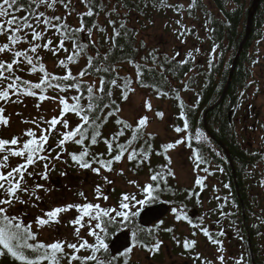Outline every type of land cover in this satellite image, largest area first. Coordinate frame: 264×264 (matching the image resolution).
<instances>
[{
  "label": "snow or ice",
  "instance_id": "1",
  "mask_svg": "<svg viewBox=\"0 0 264 264\" xmlns=\"http://www.w3.org/2000/svg\"><path fill=\"white\" fill-rule=\"evenodd\" d=\"M78 2L84 5L86 11L77 13L79 27H74L67 23V16L48 14V11L54 12L57 5H61L67 15H71L76 10L72 0H0V36H4L6 41L0 44V54L10 53L12 56L10 62L0 59V101L4 104H19L25 97H32L36 99L34 107L37 110L41 109V104L44 101H56L59 109V114L53 115L50 119L40 116L23 120L22 123L31 124L34 127L25 129L21 135H14L10 139L0 138V258L8 256L14 264L16 262L18 264H62L63 261H67V264H74V262H79V264H115L116 257L106 255L109 245L105 243L109 229L113 226L131 230L132 247L125 246V251L122 253L125 257L135 247L143 248L154 255L163 243L158 237L160 224L163 221H160V224L155 225L154 228L148 229L137 226L135 221L137 217H141L142 212V219L145 221L151 219L157 211L151 205L162 202L161 195L165 191H171L168 177H174V172L167 165L161 166L158 171L150 169L152 174L149 181L143 186L137 181H129L130 184L135 185L138 191L123 193L116 206L102 207L100 203L88 201L85 193L78 191L76 195L84 201L83 203H68L53 207L51 210L42 209V215H37L32 222H27L24 219L27 213L16 214L11 211L17 204L37 206V202L42 200L38 193L41 190L47 193L50 189L45 184L36 182V178L47 181L49 173L55 170V162L60 161L68 164V160H63L65 154L70 158L69 166L91 170L97 175L101 173L102 169L106 172H113V164L121 162L126 153L127 161L130 163L136 161L137 167L148 160L153 151L150 141L154 139L150 133L147 134L148 139H144V129L148 125L149 118L147 115L139 117L135 126L119 118L118 113L121 108L116 99H113V88L121 90L123 100H128L129 93L135 91L132 87L133 83L143 89H153L157 93V98L167 97L169 91L163 89L162 85L168 83L166 74L173 71L169 66L174 61L177 66L189 62L188 59L178 61L179 53L172 57L165 55L161 58L155 49L149 51L146 56H141L140 61L142 62L136 61L131 56L113 60L112 49L118 48L123 52V45L118 41L132 38L129 35L132 30L127 27V14H125V19L119 21L118 27L117 21L110 18L113 14L119 16L118 7L126 8L128 7L127 3L125 0H117V4H113L112 8L105 12L107 6L104 0H78ZM197 3L198 0H190L189 9L196 7ZM159 5L164 8L172 7L178 14L184 10V5H168L165 0H159ZM145 6H147L146 0ZM41 7L45 10H39ZM153 7H157L155 2ZM21 12L24 15H19ZM101 12H105V16L108 17V25L112 27L111 35H108L107 29L98 23ZM85 17H96V19L89 24L85 21ZM176 24L181 25V21L177 20ZM94 30L105 34V43L111 44L108 51L100 52L99 46L92 40ZM49 31H54V34L59 37V43L54 47L51 37L41 43ZM190 31L181 25V30L176 34L180 38ZM136 34L132 33L133 36ZM82 35L87 39V43L83 42ZM66 42L71 43L72 51L65 59L58 61V66L65 70V74L50 73L45 64L41 62L42 57L38 50L51 51L53 55H56L59 50L68 53ZM22 43L27 44L28 47L20 49L19 45ZM141 47H146V45L142 42ZM217 47L214 46L212 51L215 52ZM92 48L95 49L94 54L90 53ZM81 57L86 58V66L74 75L69 64L77 63ZM188 57L193 58L192 52L188 53ZM125 62L135 68L134 80L131 75H120L117 65ZM211 63L210 60V66ZM23 71H27L29 74L39 73V82L34 83L28 79H22L21 75L17 73ZM86 77L91 79H86ZM149 80L152 82L150 83ZM184 90H188V85L184 86ZM49 91L58 93V95H49ZM70 91H74L75 94L64 95ZM172 92L174 98L179 102L178 118L183 121L182 127L174 125L173 130L177 134H186L189 129V120L185 104L179 90L172 89ZM13 96L16 99H12ZM144 106L148 111L152 110L150 100H146ZM190 108H195V104ZM5 112V106L0 105V126L9 127L10 117L6 116ZM68 113L74 114L77 118L74 126H70V122L66 118ZM16 115L21 114L16 113ZM156 116L162 119L164 113L157 111ZM109 117H116L115 124L120 128L116 133L111 134L110 138H104L101 129L108 122ZM42 125H47V127H42ZM57 125H60L59 129ZM127 130H131L130 138L125 142H120V138L125 136ZM53 132L56 133L58 139L54 145H49V138ZM196 138L198 140L207 139L199 131L196 133ZM101 140L107 146V158L104 153L91 151V146L97 145ZM139 140H143V144L137 147ZM186 140H188L187 146L191 148L190 137L185 136L174 142L162 144L163 153L157 151L155 154L164 155L170 165L172 161L166 153L185 143ZM68 143L78 145L81 150L79 152L68 151L66 148ZM53 153L55 154L53 155ZM193 155L195 168L208 173L209 168H201V165L210 162L205 160L196 149H193ZM10 158H20L21 162L10 166ZM40 162H43V171H29V168H34ZM94 165L97 166L94 167ZM219 170L223 171V169ZM117 174L122 175L123 170ZM61 175L64 173L62 172ZM102 179L106 184L113 183L107 176H103ZM29 180L33 181L31 185L28 183ZM195 184L201 189L203 188V181L200 177L196 178ZM224 187L228 188L229 185L226 184ZM94 193L97 200L102 198L107 201L109 199L99 185L94 188ZM138 194L142 198L138 199ZM172 195H175V192H172ZM191 195L192 193H189V196ZM25 196L27 199L24 198ZM224 200L227 202L228 198L224 197ZM222 208L223 206H221L220 215L227 218L230 214L223 212ZM73 209L77 215L68 223L75 226L73 236L76 242H70L67 239H56L53 242L38 240V233L33 230V225L37 229H42L45 226L52 227L60 224L61 215L67 214ZM171 211L175 214L177 221L185 220L194 228L199 227V232L207 237L209 243L217 245L219 253L217 260L220 264H226L223 255L225 251L223 242L217 238L224 235L222 229L214 236L208 227L192 224L183 208L172 207ZM200 225H203V217H201ZM85 228H87L86 235L93 237L94 243H90L88 239L81 236V229ZM163 231L173 233L174 229L169 227ZM192 235L195 236L197 233L193 232ZM172 239L178 245L181 244L175 235L172 236ZM196 243L194 239H185L183 248L185 251H191L195 248ZM66 249L71 251H66ZM82 250L90 254L79 255ZM193 259L199 260L200 264H212V261L204 259L198 252L194 254ZM231 259L234 260V264H247L243 254ZM124 264H128L127 259Z\"/></svg>",
  "mask_w": 264,
  "mask_h": 264
},
{
  "label": "trees",
  "instance_id": "2",
  "mask_svg": "<svg viewBox=\"0 0 264 264\" xmlns=\"http://www.w3.org/2000/svg\"><path fill=\"white\" fill-rule=\"evenodd\" d=\"M75 0H72L74 4ZM190 1V0H189ZM208 2H211L213 5V9L209 8L208 4L206 3V0H198L197 6L194 8L189 9V4H186L182 1L173 2L171 0H165V2L168 5H184V10L182 13L178 14L176 11L173 10L172 7L164 8L159 5V0H146L147 6H145V0H125L128 7H118L119 16L116 14H113L110 18L112 20L117 21V27L119 26V21L121 19H125V14H127V27L132 30L130 32L131 39H120L118 41L119 44L123 45V52H121L118 48L112 49L113 60H118L124 57H134L136 61H140L141 56H146L149 51H152L154 48L147 45V43L140 39L139 33H140V27L138 25L143 24L145 21L152 22L154 17H165L169 13H173L176 15H182L185 14L186 17L192 18L198 21H201L203 24V18L204 20H207L206 22L209 24V32H208V42H209V53L208 59L211 60V66L208 63L207 68L202 70L201 75L198 77H195V79H188V81L184 82V79L195 69V60L194 58H188L189 62L187 64H184L182 66H177L176 62L174 61L169 67L173 69L171 73H167L168 76V83L162 85V88L169 91V95L167 97L161 96L159 99L161 100H169L170 103L173 106V111L175 113V126H183V121L178 118L179 113V102L174 98V93L172 92V89L179 90V94L181 96V99L184 101L185 109H186V115L189 120V129L187 130V133H181L184 134V137H190V142L192 145V149H196L199 151V153L204 157L205 160L211 162H215L221 159L219 156V153L214 149L213 143L217 142L218 140L225 143L228 147L232 149L233 157L236 158L239 161V170L242 167H247L248 164H255L256 158H249L248 156L244 155L242 150L240 149L239 145L235 143L236 141V134L233 126L228 121V111L231 108V106L235 105V96L239 95L240 91L245 90L246 82L250 77L251 69L247 67V62L249 60V48L254 40H258L264 37L263 33V27H264V16H262L261 10H258L255 17H254V23L252 26L251 34L249 35V38L247 42L245 43V47L239 57V61L237 64V67L234 71L232 80L230 81L228 90L225 93L224 100L221 99V95H223L224 90L229 82L230 73L232 70V66L235 60V57L239 51L240 45L242 41L244 40V37L246 35L247 31V18L249 15V10H246V1L247 0H207ZM157 4V7H153V3ZM104 3L106 4L105 12L109 11L112 8L113 4H117V0H104ZM63 8L61 5H57L56 10L52 13H48L49 15H59L61 17H64L59 12V8ZM82 9L75 8L76 10L72 12V14H75L76 21H73L74 18H67V23L74 27H79V17L77 13H81L86 11V8L83 4H81ZM261 8H264V0H262ZM39 10L44 11L45 9L41 7ZM65 10V9H64ZM66 11V10H65ZM105 12H101L98 17V23L102 26H104L107 29L108 35H111L112 27L108 25V17L105 16ZM216 12L220 13L221 16H216ZM71 14V15H72ZM19 15H24L23 12H21ZM96 19V17L88 18L85 17V21L87 23H91L92 20ZM190 34H194V31L196 30L194 27L189 28ZM137 33L136 35H132V33ZM51 37L53 39V47L59 43V37L54 34V31H49L47 36L45 37V40L42 41L46 42L47 38ZM29 40L31 37H28ZM83 42L87 43V39L82 35ZM92 40L96 42V44L99 46V50L101 53H104L108 51L111 48L110 43H105V34L101 33L99 31L93 32ZM6 42L4 36H0V44ZM143 42L146 47H141V43ZM27 44H20V49H26ZM65 46L69 49L68 53H65L63 50H59L56 55H53L51 51H45L43 49H39L38 53L42 57V61L47 71L50 73L56 74V75H63L65 74V70L58 66V61L60 59H65L68 54L72 51V45L70 42H66ZM214 46H218L216 48L217 53L212 55L214 53L212 51ZM139 50V51H137ZM156 50V49H155ZM90 53L94 54L95 49H90ZM157 55L163 58V56L167 55L170 56L166 52H162L157 50ZM0 59H3L5 61L10 62L12 59V56L10 53H4L0 54ZM177 60H181L177 58ZM50 61H53L54 67L49 68L48 63ZM86 58L81 57L77 63L75 64H69V68L73 72V74H78L79 71H81L86 66ZM151 62L149 61V64ZM118 70L120 72L121 76H129L135 79V68L128 63H122L117 65ZM123 68H125V73L123 72ZM131 69L133 72H131ZM185 73H187V76H185ZM21 75L22 79H28L32 82H39V73L36 74H29L27 71L19 72L17 73ZM201 77V78H200ZM146 79H148L146 77ZM157 80H159V77H157ZM151 83L152 81L149 80ZM174 82L177 85H174ZM201 84L199 90L194 92V95H191L190 100L187 101L182 94L184 92L193 91V84L194 83ZM119 83V82H118ZM188 85V90H184V86ZM135 86L140 87L139 85L133 83L132 87ZM141 88V87H140ZM150 94L157 97V93L153 91L151 88H147ZM75 94L74 91H70L69 93H66L64 95L70 96ZM132 93H129V96ZM49 95H58V93H54L49 91ZM122 93L119 88H113V99H116L117 103L119 104L120 108H122V104L126 101L121 98ZM26 98H31L36 100L32 97H25L23 99V102ZM12 99H16L15 96L12 97ZM22 102V103H23ZM47 102V101H44ZM42 102V103H44ZM22 103L19 104H13L15 106H19ZM86 103V101H85ZM12 103L4 104V102L0 101V105H4L5 108ZM195 104V108H190L191 105ZM107 111V110H105ZM207 112V125L208 130H210V133L214 136L213 138L209 137V134L205 132V112ZM7 111L5 112L6 115ZM59 114V109H58ZM57 114V115H58ZM119 118H122L128 123L133 124V126L136 125V123H133L132 121L126 119L122 114L121 111L118 113ZM70 118L74 123L77 122V118L74 114L68 113L66 118ZM116 117H109L108 122L103 126L101 129L102 131V137L104 138H110L111 134L116 133L120 126L115 124ZM74 126V125H72ZM57 128H60V125H57ZM197 131L203 133L204 137H207L206 140L201 138L198 140L196 138ZM152 134L154 139H152L150 142L153 146V151L149 156V159L144 161L143 164H141L139 167H137V162H128L127 161V153L125 154V157L122 159H126L128 163V171L136 176H147L148 178L152 174L150 169L154 170H160V167L163 165H167L172 171L173 168L171 164H168V161L165 159L164 155H156L155 153L157 151H160L163 153V149L161 148L162 144H166L167 142H164L161 140V138L158 135H155L151 132H148L147 129H144V139H148L147 134ZM131 136V130H127L124 137L120 138V142H125L127 139H129ZM3 138L10 139L11 136H7L6 134L3 136ZM58 139V136L55 132H53L52 136H50V142H56ZM217 140V141H216ZM87 143V142H86ZM188 140L185 141V145L187 146ZM143 144V140L137 141V147L139 145ZM188 147V146H187ZM66 148L68 151H74L79 152L81 149L78 145L68 143L66 144ZM91 151L93 153H104L105 158H107V146L102 142V140L94 146H91ZM115 154V153H113ZM167 156L170 157L169 151L166 153ZM194 156V155H193ZM65 160H68L69 163L65 164V167L69 168L73 172L76 171L77 167L69 166L71 164L70 158L65 154L64 155ZM121 161V162H122ZM114 163L113 169L115 170L118 165L121 163ZM43 162L38 163V165H41ZM209 164H205L204 166H209ZM97 165H94L96 167ZM37 170V168H35ZM103 170V169H102ZM227 170L230 171V167L227 166ZM59 171H62V168H60ZM91 171V170H87ZM174 177L169 176L168 177V185L171 189V191H165L161 197L160 200H167L173 204H176L178 202H182L187 204V198L188 196L186 193L178 190L176 187L178 186L176 182L174 181ZM172 192H175V195H172ZM190 197V196H189ZM191 198V197H190ZM34 230V229H33ZM35 231V230H34ZM38 233V239H39V232ZM0 264H14L12 259L8 256H5L4 258H0ZM18 264V262H16ZM62 264H67V261H63Z\"/></svg>",
  "mask_w": 264,
  "mask_h": 264
},
{
  "label": "rangeland",
  "instance_id": "3",
  "mask_svg": "<svg viewBox=\"0 0 264 264\" xmlns=\"http://www.w3.org/2000/svg\"><path fill=\"white\" fill-rule=\"evenodd\" d=\"M171 1H182L186 4H189L190 2L189 0ZM206 3L208 4L209 8L213 9V5L211 4V2H208L206 0ZM74 5L75 8L82 9L81 4L78 2V0L74 1ZM255 5L256 4L254 0H247L245 8L250 12L254 9ZM58 8L60 9V14H62L63 16H67V18L69 19L74 18L73 21L77 22L74 16L75 14L67 15L64 9L60 7ZM258 10H261V12L263 11V8L260 9L259 4H257V11ZM48 13L52 12L48 11ZM216 16L221 15L220 13L216 12ZM262 16H264V11ZM177 20H180L181 25H183L187 29H189L190 27H194L196 29L194 31V34L185 33L183 37L178 38L176 33L181 30V25L176 24ZM206 21L207 20H204L203 18L202 24L201 21L188 18L185 14L176 15L173 13H169L167 16L162 18L156 16L154 17L152 22L145 21L143 24L138 25V27H140L139 37L140 39L144 40L148 46L156 50L166 52L170 56L179 53V56H177V58L181 60L188 59V53L192 52V57L195 60V69L184 79V83L188 81L190 77V79H195V77L199 78L202 70L207 68V65L210 61L208 59V56L210 55V45L208 42V32L210 27ZM197 49H199V51H197ZM216 53L217 50L212 53V55ZM248 55L250 56V59L247 62V67L251 69V74L246 82L245 90H242L239 93V95L243 93L241 99L239 97V108L241 109L239 114L240 116H242L243 112H247L248 109L252 110L254 107L257 108V112L259 111L260 114L259 116L257 114H254L244 122H242V120L236 119L235 127L236 131H238L240 140L245 147H247L249 142H252L255 147V151H264V127H262V125H264V37L252 42ZM48 65L49 68H53V61H50ZM122 70L125 73L126 69L123 68ZM131 72H133L132 69ZM86 79L91 78L86 77ZM174 85L177 84L174 82ZM200 86V82H195L193 84L194 90L184 92L182 96L187 99V101L190 100L191 95H194V92L199 90ZM134 89L135 91L132 92V94L129 96V99L122 104L121 114L126 119L132 121L133 123H136L139 117L147 115L149 118L148 125L146 127L147 131L158 135L161 140L167 143L174 142L176 139L184 137V134H177L173 130V126L175 125V113L173 111V106L169 100H161L150 94L147 89H143L137 86H135ZM146 100H150L152 107L151 111H148L144 106ZM35 102L36 100L34 99L26 98L24 102L19 106H15L13 104H9L7 106L6 116L10 117V126H0V138H3L5 134L11 137L14 135H21L25 129L34 127V125L22 123L23 120L39 118L40 116H44L45 119H50L53 115L58 114L56 101H47L42 103L40 110H37L34 107ZM53 109H56V111H53ZM157 111H162L164 113L162 119L157 118ZM16 113H20L21 115H16ZM237 116L238 115L236 114L235 118H237ZM67 119L70 122V126L74 125V122L69 117ZM254 123H257V127L255 129L253 128ZM42 127H47V125H42ZM48 143L49 145L55 144L54 142H50V138ZM54 154L55 153H53V155ZM169 154L172 161L171 166L174 170L176 179L182 186L193 187L195 185V180L197 177H206L205 183L208 184L209 189L205 193L204 202L200 204L199 208L202 209L201 217H203V220H208L210 224H213L214 219L209 218L208 216V212L215 209L213 207L212 201L217 197L224 201V197H226L223 193L224 189L222 188V180L217 175L215 177L214 175L212 176L209 172L208 174L201 171L200 169L195 168L191 150L186 147L185 143L178 145L173 150H169ZM63 160H65L64 156ZM19 162H21L20 158H10V166H15ZM35 168H37V170H35ZM60 168H62L63 171L67 167H65V163L57 161L55 162V170L49 173V179L47 181L36 178V182L45 184L46 187L50 189V191L47 193L43 192L42 190L38 193L42 197V200L37 202L36 207L17 204L15 208L11 210L22 213V211L19 210L20 208L24 207L25 211H23V213H27L24 218H27L29 219V222H32L37 215H42V209L51 210V208L53 207L63 206L68 203H83L84 201L76 195L78 191H83L88 197V201L93 203H100L102 207H106V205H108L109 203L108 201H104L102 198L99 200L95 199L94 188L97 185L102 188V191L105 195H107V191L108 189H110L113 199H116L112 200L111 204L117 205V201L120 198L118 194H116V191L118 189H127L131 193L137 192L138 190L135 185L130 184L129 181H137L141 186L149 181V178L147 176H136L131 174L128 171V163L126 159H124V161H122L113 172H106L104 170H101V173L97 175L92 171H89L88 173H90V176L87 178V180H85V178L87 177L85 172L86 170L75 171L77 173L73 175H80L79 180L75 181L72 173H70L71 175H68L66 169L65 172H63L64 175H61V171H59ZM120 170H123L122 175L117 174ZM249 170V175L255 177V180H259L260 177L258 172L263 173L264 164H258V166L252 167ZM30 171H43V163L41 165L37 164L34 168H30ZM212 171L216 172L220 170L214 168ZM103 176H107L109 180L113 181V183L106 184L102 179ZM28 183L31 185L33 181L29 180ZM24 198L27 199V196H25ZM137 198L140 199L142 198V196L138 194ZM260 198L264 199V195H260ZM114 201H116L117 203L115 204ZM44 202L45 206H43ZM255 214L256 216H259L260 218L263 217L264 219V211L262 207L261 209H256ZM75 215L77 214L75 213L74 209L70 210V212L67 214H62L60 217V224L53 225L52 227L45 226L42 229H38V231L40 232L39 236L45 242H53L56 239H67L70 242H76L75 237L73 236L75 226L68 223L71 219H74ZM174 216L175 214L171 213L165 221L164 226H166L168 223L177 225L176 221H174ZM223 225L225 226L224 229L233 230V224ZM33 227L36 228L35 225H33ZM178 228L179 230H183V227L178 226ZM59 229L61 230V233H59ZM86 233L87 228L81 229V236L88 239L90 243L94 242V238L89 239ZM227 235L228 233L226 232L225 242L227 241ZM195 238L197 239L196 253H200L201 257H203L204 259L212 261V264H220V262L217 260V256L219 255L217 249L209 246L208 242H206L205 239L199 238V236ZM66 251L71 250L66 249ZM230 252L231 250L228 249L226 251V255L223 253V255H225V259L229 256ZM144 255L145 253L136 256L134 253V259L139 260L141 258L140 262H142V264H147L143 263V259L145 258ZM183 261L184 259H182V264ZM170 263L171 261L169 259V256L166 255V259L164 260L163 264Z\"/></svg>",
  "mask_w": 264,
  "mask_h": 264
},
{
  "label": "flooded vegetation",
  "instance_id": "4",
  "mask_svg": "<svg viewBox=\"0 0 264 264\" xmlns=\"http://www.w3.org/2000/svg\"><path fill=\"white\" fill-rule=\"evenodd\" d=\"M255 1V0H254ZM262 0L259 2V6L261 4ZM253 7V5H252ZM261 9V7H260ZM264 11V8H263ZM263 11L261 14H263ZM257 13V12H256ZM256 15V14H255ZM251 47V46H250ZM250 49V48H249ZM250 59V56H249ZM223 97V98H222ZM239 97L241 99V95L235 96V105L231 106V108L228 111V121L233 126L236 134V141L235 143L239 145L240 149L244 153V155L248 156L249 158H256V163L251 165L248 164L247 167H242L240 170L239 168V161L233 157L232 149L228 147L225 143H223L220 140H216L217 142L213 143L214 149L219 153V156L221 157L218 161H213L210 163L209 166L201 165V168L208 167L210 169L209 173L216 177L219 176V178L222 180V188L223 193L228 198L227 202L222 199H214L212 201L214 210L208 212L209 218L214 219L213 224H210L208 220H203V225H200V220L202 216V209L199 208L200 204L204 202L205 193L208 191L209 187L208 184L205 183L206 177L201 178L203 181V188L201 189L196 184L193 187L190 186H182L179 181L176 179L175 173H174V181L178 185L176 188L184 193L187 194L191 191L194 193V195L188 196L187 204L178 202L176 204H173L167 200H161L162 202H165L169 205V212L162 217L161 219L153 222L149 227L142 226L138 219L136 218L135 224L139 227L148 229V228H154L155 225L160 224V221H163L162 224H160V230L158 231V237L161 241H163L159 251L155 253L154 255L148 252L147 250L135 247L133 248V251L128 254L127 257L123 256L122 253L125 251V249L121 251L113 252L112 248L110 247V243L113 239V237L116 235L119 231H127L129 234V243L132 247V236H131V230L129 228H123L119 229L116 226H113L109 229V235L105 238V243L109 245L108 253L106 254L108 257L115 256L116 262L115 264H124L125 259L128 260V264H142L141 258L139 260L134 259V253L136 256H139L140 254L145 253V258L143 259V263L147 264H163L164 260L166 259V255L169 256V259L171 261L170 264H182V259H184L183 264H200L199 260H194L193 256L196 253V245L195 248L191 251H185L183 248V241L185 239L189 240H195L197 242V239L195 237L205 239L206 242H208V245L211 247H214L217 249V245H213L209 243L207 237H205L201 232H199V227L194 228L192 225L188 223V221L181 220L176 221L177 225L179 227H183V230H179L177 225H174L172 223H168L166 226H164L165 221L169 217V215L172 213L171 209L172 207H177L178 209L183 208L184 212L188 215V217L191 219L192 224L198 225V226H206L209 228L210 232L215 236L216 233H218L221 229L224 231L223 236L217 237L219 240L223 242L224 246V254L226 255V251L229 249L231 252L229 253V256L225 259L226 264H234V260L231 258H237L241 254L244 255L245 260L247 261V264H264V219L263 217L256 216L255 210L256 209H263L264 211V199L260 198V195H264V171L258 172L260 179L255 180V177H252L249 175L250 168L258 166V164L263 163L264 164V151H255V147L252 144V142H249L247 147H245L240 140L238 131H236L235 122L237 120H242L244 122L248 118L252 117V115L257 114L259 116V111L257 112V108L254 107L252 110L248 109L247 112H243L242 116H240V108H239ZM225 95H221V101L224 100ZM208 112V111H206ZM205 112V113H206ZM238 115L237 118H235V115ZM234 116V118H233ZM205 118V115H204ZM205 132L209 134L210 138L212 137V134L210 133V130H208L207 125V118L205 120ZM247 127V126H246ZM257 127V123L253 124V128L255 129ZM214 139V138H213ZM222 142L223 145L220 143ZM187 147V146H186ZM191 150L192 159L194 161L193 156V149L187 147ZM215 166V167H212ZM227 166L230 167V171L227 170ZM223 169V171H212L213 169ZM68 175L74 176L73 178L75 181L79 180V174L73 175L77 172H73L69 168H65ZM65 169L62 172H65ZM77 170L85 171L84 169ZM30 171V168H29ZM86 172V178L90 176L89 171ZM174 172V170H173ZM208 173V174H209ZM229 185L228 188H225L224 185ZM123 193H131L127 189H118L116 191V194H118L119 197ZM107 195L109 199L107 200L109 203L106 205V207L109 206H116L114 204H111L113 199L111 190L108 189ZM120 199V198H119ZM119 201V200H118ZM117 201V202H118ZM115 204L117 203L114 201ZM45 206V202L44 205ZM221 206H223L222 210L225 213H229L230 215L225 218L220 215L221 212ZM192 210V211H191ZM15 212L16 214H20L19 212H16L14 210H11ZM19 211H25L24 207L20 208ZM191 211V212H190ZM77 214V213H76ZM173 214V213H172ZM175 218V216H174ZM27 222H29L27 218H24ZM223 224H233V230H226L224 229ZM231 226V225H230ZM236 226V229H235ZM172 227L174 229L173 233H167L163 231L165 228ZM33 229L36 232H39L38 229ZM196 232L197 235L193 236L192 233ZM226 232L227 235V241L226 239ZM59 233H61V230L59 229ZM40 235V232H39ZM175 235L180 241L181 244H177L176 241L172 239V236ZM89 239H92L93 237H88ZM145 238V237H142ZM147 239V238H145ZM39 241L45 242L41 237L39 236ZM234 241V243H233ZM49 242V241H47ZM95 242V241H94ZM92 242V243H94ZM90 253L87 251H81L79 255L86 256ZM224 255V256H225ZM74 264H79V262H74Z\"/></svg>",
  "mask_w": 264,
  "mask_h": 264
},
{
  "label": "water",
  "instance_id": "5",
  "mask_svg": "<svg viewBox=\"0 0 264 264\" xmlns=\"http://www.w3.org/2000/svg\"><path fill=\"white\" fill-rule=\"evenodd\" d=\"M260 0H255V7L253 10H251L249 12V15H248V21H247V31H246V35L244 37V40L242 41L241 45H240V48H239V51L235 57V60H234V63H233V66H232V70H231V73H230V77H229V82L224 90V93L223 95H225L226 91L228 90V87H229V84H230V81L232 80V77H233V74H234V71L237 67V64H238V61H239V57L245 47V43L247 42L248 38H249V35L251 34V27L253 25V22H254V17H255V14L257 12V4H259ZM223 98V97H222ZM207 118V112L205 113V120ZM212 137L214 138V136L212 135ZM222 145L223 143L220 142ZM151 207L153 209H156V213L154 214V216L145 221L144 219H142L141 217H143V212L141 213V217H137L139 223L144 226V227H149L153 222L161 219L162 217H164L168 212H169V205L165 202H160V203H155V204H152ZM125 246L129 247L130 246V243H129V234L127 231H119L116 233V235L113 237L111 243H110V247L112 248V251L113 252H116V251H121L123 249H125Z\"/></svg>",
  "mask_w": 264,
  "mask_h": 264
}]
</instances>
